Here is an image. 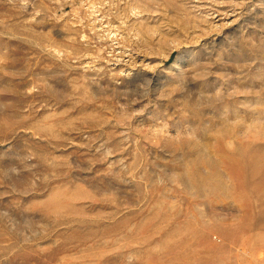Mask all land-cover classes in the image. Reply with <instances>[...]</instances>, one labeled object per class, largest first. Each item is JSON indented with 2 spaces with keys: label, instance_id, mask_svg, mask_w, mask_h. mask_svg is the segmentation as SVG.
<instances>
[{
  "label": "rangeland",
  "instance_id": "1",
  "mask_svg": "<svg viewBox=\"0 0 264 264\" xmlns=\"http://www.w3.org/2000/svg\"><path fill=\"white\" fill-rule=\"evenodd\" d=\"M263 170L264 0H0V264H264Z\"/></svg>",
  "mask_w": 264,
  "mask_h": 264
},
{
  "label": "bare ground",
  "instance_id": "2",
  "mask_svg": "<svg viewBox=\"0 0 264 264\" xmlns=\"http://www.w3.org/2000/svg\"><path fill=\"white\" fill-rule=\"evenodd\" d=\"M249 155V154H248ZM254 155V154H253ZM259 158L257 157V156H249V158H247L246 157V159H244V160H241L240 161V163H239V165H241V168H243V169H245V168H250V174L251 173H254V171H255V168H256V166L258 165L257 163H258V160ZM260 162H263L262 161V159H261V161ZM257 164V165H256ZM262 164V163H261ZM262 166V165H261ZM260 166V167H261ZM263 167V166H262ZM257 168H259V167H257ZM245 172L246 171H248V169H246V170H244ZM257 171V170H256ZM244 172V173H245ZM263 172H264V170H263ZM247 174H248V172H247ZM248 176V175H247Z\"/></svg>",
  "mask_w": 264,
  "mask_h": 264
}]
</instances>
